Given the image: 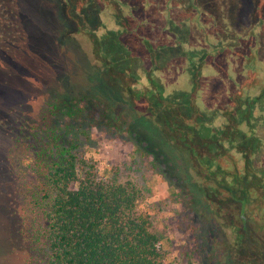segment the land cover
Instances as JSON below:
<instances>
[{"label":"trees","instance_id":"1","mask_svg":"<svg viewBox=\"0 0 264 264\" xmlns=\"http://www.w3.org/2000/svg\"><path fill=\"white\" fill-rule=\"evenodd\" d=\"M141 1L146 13L159 10L166 19L161 27L174 38L169 46L160 37L150 36L148 29L154 23L140 19L125 0H55L61 24L53 40L67 45L70 33L91 36L97 62L133 118L128 121L125 112L89 93L50 96L37 118H21L13 165L22 206L13 234L24 255L22 264H165L142 192L129 183L102 178L80 151L94 131H104L131 142L140 158L153 156V167L161 168L143 123L172 146L188 170L184 181L171 168L160 171L179 191L187 216L194 214L190 223L197 237L199 264L211 260L208 244L215 221L236 235L234 248L223 250L231 264H264V183L251 161L262 141L255 132L259 118L254 113L257 107L264 109V92L254 97L250 88L242 86L243 93L230 97L226 106L201 109L209 84L204 72L209 65H221L224 40L236 42L229 44L228 51H234L230 57L242 48L238 41L250 40L257 56L264 52V8L257 5L254 10L253 34L239 37L232 29L245 27L243 19L240 24L239 17L223 13L204 19L197 0ZM236 2L229 0L230 5ZM173 9L184 13L183 17H194L181 21L191 25L188 32L172 27ZM21 13L15 0H0V53L5 45L21 49V31L14 24ZM196 28L203 34L201 42L194 40ZM99 30L104 31L102 36H97ZM127 38L141 45V53L125 42ZM174 48L180 57L173 56ZM147 64L167 75L175 70L187 79L186 86L167 90ZM251 65L246 68L255 71V64ZM143 77L148 81L146 88L141 86ZM240 158L245 161V173L239 170Z\"/></svg>","mask_w":264,"mask_h":264},{"label":"rangeland","instance_id":"2","mask_svg":"<svg viewBox=\"0 0 264 264\" xmlns=\"http://www.w3.org/2000/svg\"><path fill=\"white\" fill-rule=\"evenodd\" d=\"M236 1L230 5L229 0H197L199 12L204 14V19L211 13L219 15L223 13L229 18L239 17L238 23L242 24L243 19L245 27L232 31L239 37H246L249 33L252 35L251 29L257 19L254 10L257 9V5L260 9L264 8V0ZM125 2L131 5L140 19L154 23V26L148 29L151 37H160L165 46L174 41L172 36L163 33L164 28L161 25L165 24L166 19L161 16L159 10L157 14H151L153 11L150 10L146 13L144 1ZM15 4L19 6V12L23 11L18 17L15 16L14 20L15 26L21 31L20 40L23 44L21 49L16 51L5 45L0 53V264H22L24 257L15 240L16 235L14 236L18 211L22 206V200L18 198L17 192L18 175L13 165V153L16 152V138L21 118L23 120L37 118L42 112L43 103L50 96L81 93L98 97L119 113L125 112L128 121H132L133 118L128 107L115 95V91L108 83L107 73L97 62L91 36L86 33L79 35L70 33L67 45L54 41L55 33L61 24L58 11L55 10V0H15ZM172 11L174 14L172 27L180 33L188 32L191 25L188 24L186 27L181 21L186 18L191 21L194 17H183L184 13L181 11L174 9ZM104 22H107L106 18ZM227 26L229 28L231 25ZM192 28L194 29L193 26ZM103 32L97 31V36H102ZM194 35V40L202 41L203 34L199 33L197 28ZM125 40L141 53V45L134 39ZM223 42L226 47L224 46L225 52L219 56L221 65L217 68L209 65L204 72L209 84L205 88V94L203 96L199 94L198 97L202 96L203 110L213 111L223 107V104L226 106L230 103V97L243 93L242 86L250 88V94L254 97H260L264 92V52L257 56L255 51H252L253 44L250 40L238 41L237 44L242 43V48L230 57V52L234 51H228L229 44L233 45L236 42L231 39ZM223 42L220 44L218 42L219 46L223 47ZM191 45L192 43L188 47L191 48ZM144 53L145 50L141 55ZM180 55L178 49L174 48L173 56L178 58ZM222 56L224 59L221 61ZM180 60L187 65L185 60ZM251 64H255V71L246 68V65ZM147 66L149 68V64ZM153 69L149 68L148 71H154L155 75L165 82L167 90L186 86L187 79L177 74L175 70L169 71L170 74L167 75ZM141 84L146 88L147 78L143 77ZM258 84L261 87L254 89ZM239 85L240 88L236 87ZM254 114L259 118L255 132L262 141H258V150L251 161L253 169L264 183V109L257 107ZM142 125L151 141H148L149 148L159 158L161 168L153 167V156L140 158L131 142L104 131H94L92 138L83 144L80 151L86 159L96 165L102 178L129 183L142 192L143 206L151 217L153 232L158 235L166 256L165 264H199L197 237L190 223V218L194 217V214L187 216L179 191L172 188L166 176L161 173L164 168L168 167L169 170L171 168L176 178L184 181L189 177L188 170L166 140L154 136L148 124ZM238 167L241 173H245L244 159L240 158ZM210 227L212 236L208 250L213 252L209 264H231L228 257L224 256L223 250L226 246L234 248L237 242L236 235L228 227L222 228L216 221ZM226 242L228 243L225 244ZM218 243L224 245H217Z\"/></svg>","mask_w":264,"mask_h":264}]
</instances>
